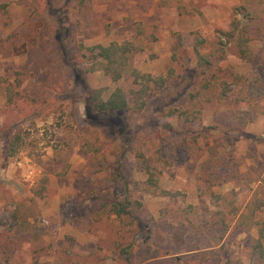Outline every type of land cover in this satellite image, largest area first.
I'll return each instance as SVG.
<instances>
[{"label": "rangeland", "instance_id": "rangeland-1", "mask_svg": "<svg viewBox=\"0 0 264 264\" xmlns=\"http://www.w3.org/2000/svg\"><path fill=\"white\" fill-rule=\"evenodd\" d=\"M113 43L166 85L110 124L90 89L140 87L93 68ZM237 74L264 83V0H0V264H264V89L244 134Z\"/></svg>", "mask_w": 264, "mask_h": 264}, {"label": "trees", "instance_id": "trees-1", "mask_svg": "<svg viewBox=\"0 0 264 264\" xmlns=\"http://www.w3.org/2000/svg\"><path fill=\"white\" fill-rule=\"evenodd\" d=\"M253 18V17H252ZM228 39L225 43L231 42L233 45V51L241 59L246 61H253L254 54L251 48V38L249 36V30L247 25L241 26L240 20L235 19L231 25V28L225 34ZM224 41V40H222ZM225 43L223 45H225ZM126 44L113 43L109 46L97 45L94 47L99 49L96 54L97 60L92 64L94 69L105 70L113 80L118 81L127 75L131 69L132 74L135 77L137 83H140L139 88L131 89V96L126 89L123 87H117L108 98L103 97V90L100 88H92L88 95V106L91 113V118L96 121H108L110 124L117 123L120 119H123L128 113H137L145 108L147 100L150 96L159 93L162 88L166 85V79L164 76L155 77L151 74H145L139 72L137 68H133L129 61L131 57L128 55L132 51V48ZM198 51V48H197ZM227 87L230 89L233 85L239 86V94H237V106L239 107L236 112L233 113V122L227 123L232 127L241 130L242 133L246 134L243 129V125L249 122L255 121L260 113L259 102L249 103L247 108L240 106L241 101H248L244 90H248L250 98L258 97L262 89H264V83L257 85L258 79L250 78L249 75L237 74L235 81L226 82ZM177 108L162 109L160 115L177 116ZM250 110L252 116L243 121L244 115L242 112ZM193 121V120H191ZM242 124V125H241ZM20 137L16 136L15 141ZM130 139V138H129ZM139 156L143 158V163L147 169V172L152 176L153 164L150 158H146L142 150L139 151ZM224 157V156H222ZM223 164L226 159L222 160ZM163 193H169L166 190ZM127 203H122L115 206V210L118 214L130 213L127 211Z\"/></svg>", "mask_w": 264, "mask_h": 264}]
</instances>
